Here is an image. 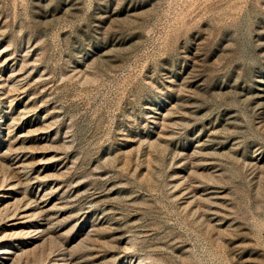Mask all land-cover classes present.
Masks as SVG:
<instances>
[{
    "label": "rangeland",
    "instance_id": "obj_1",
    "mask_svg": "<svg viewBox=\"0 0 264 264\" xmlns=\"http://www.w3.org/2000/svg\"><path fill=\"white\" fill-rule=\"evenodd\" d=\"M0 264H264V0H0Z\"/></svg>",
    "mask_w": 264,
    "mask_h": 264
}]
</instances>
